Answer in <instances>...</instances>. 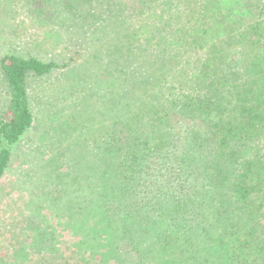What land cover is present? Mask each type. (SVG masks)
Wrapping results in <instances>:
<instances>
[{
    "label": "trees",
    "instance_id": "16d2710c",
    "mask_svg": "<svg viewBox=\"0 0 264 264\" xmlns=\"http://www.w3.org/2000/svg\"><path fill=\"white\" fill-rule=\"evenodd\" d=\"M258 1L0 0L13 35L35 28L27 50L8 37L0 54V177L34 125L33 81L61 71L73 183L106 201L96 212L109 255L123 262V241L142 261L162 255L158 264H264ZM37 27L43 41L76 44L75 55H38ZM82 46L85 72L73 64Z\"/></svg>",
    "mask_w": 264,
    "mask_h": 264
},
{
    "label": "rangeland",
    "instance_id": "374dc122",
    "mask_svg": "<svg viewBox=\"0 0 264 264\" xmlns=\"http://www.w3.org/2000/svg\"><path fill=\"white\" fill-rule=\"evenodd\" d=\"M253 2L256 6L259 3ZM13 27L11 22L0 23V54L11 49L8 37L15 42L14 47L27 50L25 41L35 28L22 24L17 35H13ZM43 30L36 28L41 42V47L34 50L38 55L57 60L75 55L76 44L53 45L51 39L43 41ZM84 56L82 46L73 64L85 72ZM63 73L58 71L49 79L33 81L34 125L12 148L11 163L0 177V264H158L162 255L153 258L154 253H148L142 261L123 241L120 250L123 262L108 254V236L100 237L104 230L96 212L97 208L100 212L105 210L106 201L101 193L98 197L90 188L73 183L71 151L66 147L75 133L67 132L63 122L72 117L66 118L68 113L59 110L63 106L60 83L69 80ZM6 100V90L0 82V112ZM210 204L212 207L213 199ZM205 224L213 226L215 237L219 236L221 231L215 229L213 219H207ZM226 240L232 244L231 237Z\"/></svg>",
    "mask_w": 264,
    "mask_h": 264
}]
</instances>
